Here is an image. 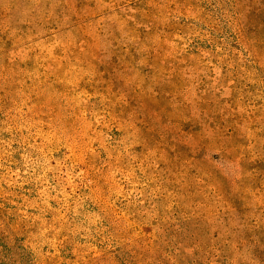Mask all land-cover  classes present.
I'll return each mask as SVG.
<instances>
[{"label":"rangeland","instance_id":"374dc122","mask_svg":"<svg viewBox=\"0 0 264 264\" xmlns=\"http://www.w3.org/2000/svg\"><path fill=\"white\" fill-rule=\"evenodd\" d=\"M0 237L264 264V0H0Z\"/></svg>","mask_w":264,"mask_h":264},{"label":"trees","instance_id":"16d2710c","mask_svg":"<svg viewBox=\"0 0 264 264\" xmlns=\"http://www.w3.org/2000/svg\"><path fill=\"white\" fill-rule=\"evenodd\" d=\"M12 250L13 247H10L8 245V242L0 237V253H5L6 255H8L9 253L12 252Z\"/></svg>","mask_w":264,"mask_h":264}]
</instances>
